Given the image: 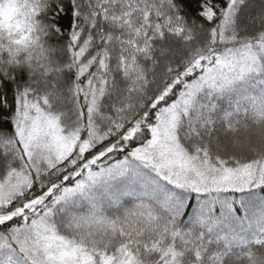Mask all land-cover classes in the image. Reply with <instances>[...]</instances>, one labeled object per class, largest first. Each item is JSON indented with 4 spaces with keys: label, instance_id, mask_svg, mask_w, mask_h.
Returning <instances> with one entry per match:
<instances>
[{
    "label": "snow or ice",
    "instance_id": "obj_1",
    "mask_svg": "<svg viewBox=\"0 0 264 264\" xmlns=\"http://www.w3.org/2000/svg\"><path fill=\"white\" fill-rule=\"evenodd\" d=\"M0 116V264H264V0H0Z\"/></svg>",
    "mask_w": 264,
    "mask_h": 264
},
{
    "label": "trees",
    "instance_id": "obj_2",
    "mask_svg": "<svg viewBox=\"0 0 264 264\" xmlns=\"http://www.w3.org/2000/svg\"><path fill=\"white\" fill-rule=\"evenodd\" d=\"M190 8L192 9V10H195V8H196V4L193 2V3H191V5H190ZM62 23L65 25V27L67 28V25H68V17L66 16L65 17V19L62 21ZM8 118H6V117H3V116H0V122H3V121H5V120H7ZM190 211H191V209H190Z\"/></svg>",
    "mask_w": 264,
    "mask_h": 264
}]
</instances>
